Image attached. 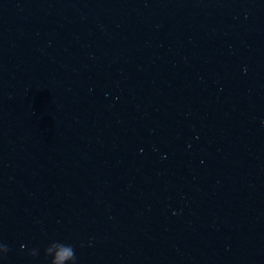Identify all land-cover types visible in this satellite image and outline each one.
I'll return each mask as SVG.
<instances>
[{
  "label": "water",
  "instance_id": "1",
  "mask_svg": "<svg viewBox=\"0 0 264 264\" xmlns=\"http://www.w3.org/2000/svg\"><path fill=\"white\" fill-rule=\"evenodd\" d=\"M264 179V0H0V197L156 203Z\"/></svg>",
  "mask_w": 264,
  "mask_h": 264
},
{
  "label": "clouds",
  "instance_id": "2",
  "mask_svg": "<svg viewBox=\"0 0 264 264\" xmlns=\"http://www.w3.org/2000/svg\"><path fill=\"white\" fill-rule=\"evenodd\" d=\"M21 245V248H24ZM56 249L55 255H52V250ZM9 252L7 245L0 243V258H3ZM45 257H51L50 264H64L65 261H71L72 264H76L75 250L71 244H65L62 242L53 241L44 250ZM29 255L36 257L38 255L37 249H32Z\"/></svg>",
  "mask_w": 264,
  "mask_h": 264
}]
</instances>
